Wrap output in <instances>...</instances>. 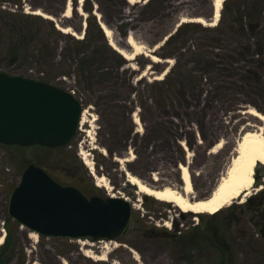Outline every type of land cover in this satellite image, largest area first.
Wrapping results in <instances>:
<instances>
[{"label": "rangeland", "instance_id": "1", "mask_svg": "<svg viewBox=\"0 0 264 264\" xmlns=\"http://www.w3.org/2000/svg\"><path fill=\"white\" fill-rule=\"evenodd\" d=\"M61 1L54 0L52 8H59ZM69 1L70 13L64 16ZM90 1L97 21L109 29L110 36L95 25L86 29L90 13L84 8L91 5L84 0H66L64 12L51 16L55 30L38 17H20L13 26V2L0 0V9L6 11H0V71L73 91L82 111L86 110V122L79 124L63 150L0 145L2 243L7 238L0 261L211 264L209 251L199 248L190 258L164 229L180 234L194 226L201 230L217 223L225 226L226 214L214 220L209 213L183 212L174 203L140 193L127 180V173L151 187H178L182 185L178 166L186 164L192 176V196L210 194L240 136L260 126L264 130L263 122L247 113L254 108L264 114V19L249 34L250 39L238 42L229 33L218 37L212 28L219 19L208 24L212 0H152L146 7L148 0ZM29 2L23 8L26 13L32 12ZM231 9L235 7L230 4L220 12L224 27L232 20ZM197 16L207 24L193 21ZM182 19L190 21V26L179 29ZM172 34L175 37L169 39ZM129 38L135 45L128 43ZM31 161L87 196L115 194L127 199L132 214L122 236L96 242L42 237L12 219L7 212L9 195ZM69 175L75 180H66ZM103 175L106 187L98 185L97 178ZM262 188L264 170L255 168L254 186L244 201L259 199ZM244 201L235 199L225 207ZM224 230L233 252L230 264H264V238L253 233L250 222H233ZM88 252L94 256L88 257ZM102 254L106 258L97 259Z\"/></svg>", "mask_w": 264, "mask_h": 264}, {"label": "water", "instance_id": "2", "mask_svg": "<svg viewBox=\"0 0 264 264\" xmlns=\"http://www.w3.org/2000/svg\"><path fill=\"white\" fill-rule=\"evenodd\" d=\"M81 112L79 100L63 88L0 71V145L64 147L79 128ZM7 212L42 237L100 241L122 236L130 223L132 205L119 196H87L30 162L9 195Z\"/></svg>", "mask_w": 264, "mask_h": 264}, {"label": "trees", "instance_id": "3", "mask_svg": "<svg viewBox=\"0 0 264 264\" xmlns=\"http://www.w3.org/2000/svg\"><path fill=\"white\" fill-rule=\"evenodd\" d=\"M3 1V0H2ZM54 0H35V2L27 1V0H12L13 2V11L10 12V15H13V26H16L19 23V18L26 16V17H38L43 21L52 25L55 30L53 20L48 17H43L40 14H36L33 11L39 10L42 13H45L49 16H60L61 13L64 12L66 6V0H62L60 3L59 8H52ZM87 3L90 2L89 7H85L90 14L87 16V26L95 25L98 31L101 33L102 29L100 23L97 21L96 15L92 12V4L90 0H84ZM152 0H148L143 6L146 7L148 4L151 3ZM29 2L31 13H26L23 8L25 3ZM98 2V0H97ZM243 4V8L241 9L240 4ZM45 3V4H44ZM232 5L233 8L231 9L232 20L227 24L226 27L221 25L222 21V13L220 14V18L218 23L212 29L215 30L216 33H219V38L229 33L232 37H236L237 41L239 39L247 38L249 34L253 33V30L257 27L259 28L263 23L264 19V0H224L222 12L228 5ZM15 6V7H14ZM1 12L5 13L6 11L0 9ZM202 17V16H197ZM2 21V19H1ZM106 22V19L104 18ZM198 23V22H196ZM191 22H182L181 26H190ZM201 25V23H198ZM165 32V31H164ZM163 32V33H164ZM18 36L21 35V31L17 33ZM162 36V35H160ZM175 34L170 35L169 39H173ZM248 39H250L248 37ZM247 42V41H246ZM250 42V40L248 41ZM246 48L248 49L250 46L246 43ZM241 49L245 48L243 45L240 46ZM65 148L61 147L57 150H63ZM76 160L81 164V162L77 159ZM33 162V161H31ZM256 171H259V168L264 170V164H259L255 166ZM66 180H75L72 175ZM70 182V183H71ZM61 183V182H60ZM68 184V183H62ZM72 185V184H71ZM261 196V197H260ZM264 188L260 190L259 199H254L255 197H250L246 199L243 203L232 205L228 207L221 208L218 212L211 214L210 218L216 220L219 218L220 215L226 214L228 222L226 223V227L220 224H216L210 227H205L203 230L200 229V226H194L191 230L185 233H171L165 230V235L167 234L177 245H180L182 248V253L184 255L189 256L192 258V253L195 252L197 249H202L204 251H209L211 254V264H230L232 258V249L228 244V240L226 238L225 228H228L230 224L233 222L239 223L241 221L250 222L254 227V234H258L262 238H264ZM175 229H177L178 224L177 222L173 223ZM240 230H243L240 227ZM251 233V234H253ZM7 248V238L2 245H0V255H4ZM8 259H4L3 262L0 261V264H7Z\"/></svg>", "mask_w": 264, "mask_h": 264}, {"label": "bare ground", "instance_id": "4", "mask_svg": "<svg viewBox=\"0 0 264 264\" xmlns=\"http://www.w3.org/2000/svg\"><path fill=\"white\" fill-rule=\"evenodd\" d=\"M212 11L214 8V16L211 22L208 24H215L220 17L221 5L224 0H212ZM36 14L43 15V17H51L39 10L33 11ZM70 13V1L68 2L64 16H69ZM195 22L207 24L202 17H196L192 19ZM184 22L185 20L182 19ZM106 36H110L109 29L101 24ZM63 32L67 30L65 28H60ZM128 43L132 46L135 45L132 39H128ZM110 45H113L110 42ZM117 51L120 55L124 56L121 50ZM126 58V57H125ZM152 60L156 62V59L152 57ZM166 61H170L166 59ZM161 78V76H160ZM85 112H82L80 125L85 120ZM247 113L258 118L264 124V114L258 112L254 108L247 109ZM134 121L138 123V117L134 115ZM263 128L260 126L256 130L245 131L236 142L234 155L230 159L225 172L219 178L210 194L205 197H193V185L192 176L189 167L186 164H180L178 166L180 170V179L182 185L176 187L172 184L162 186L160 188L151 187L138 177L127 173V180L136 185L140 193H144L148 196L154 197L160 201L174 203L175 206L180 208L183 212H193V213H209L214 214L218 212L221 208L230 205L235 199L241 198V202L244 201L248 195H250L251 190L254 186V168L257 163L264 164V132ZM221 143L217 144L220 147ZM104 152V150H103ZM119 161H126L127 159H118ZM154 180L157 179L156 175L153 177ZM98 185L101 187L107 186V180L105 176H99ZM115 196V194H111ZM194 200V201H191ZM32 235H36L35 232L31 231ZM3 242V236H0V245ZM88 257H93L90 252L86 253ZM106 255L102 254L97 259H105Z\"/></svg>", "mask_w": 264, "mask_h": 264}, {"label": "built area", "instance_id": "5", "mask_svg": "<svg viewBox=\"0 0 264 264\" xmlns=\"http://www.w3.org/2000/svg\"><path fill=\"white\" fill-rule=\"evenodd\" d=\"M73 92V91H72Z\"/></svg>", "mask_w": 264, "mask_h": 264}]
</instances>
